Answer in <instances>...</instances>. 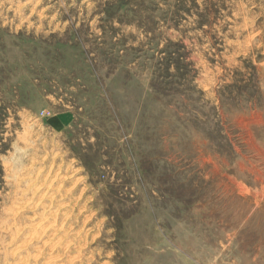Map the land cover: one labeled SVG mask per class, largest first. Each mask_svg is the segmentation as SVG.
<instances>
[{"label":"rangeland","instance_id":"1","mask_svg":"<svg viewBox=\"0 0 264 264\" xmlns=\"http://www.w3.org/2000/svg\"><path fill=\"white\" fill-rule=\"evenodd\" d=\"M50 263L264 264V0H0V264Z\"/></svg>","mask_w":264,"mask_h":264},{"label":"bare ground","instance_id":"2","mask_svg":"<svg viewBox=\"0 0 264 264\" xmlns=\"http://www.w3.org/2000/svg\"><path fill=\"white\" fill-rule=\"evenodd\" d=\"M53 224V223H52ZM51 238V237H50ZM59 242H60V240H59ZM70 245V244H69ZM62 250V249H61ZM56 259V258H55ZM51 264V263H50Z\"/></svg>","mask_w":264,"mask_h":264}]
</instances>
